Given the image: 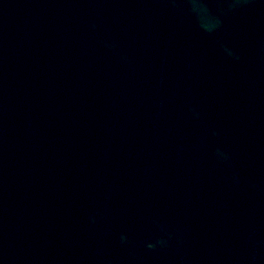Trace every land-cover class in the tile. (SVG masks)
I'll return each mask as SVG.
<instances>
[{
	"label": "water",
	"instance_id": "95a60500",
	"mask_svg": "<svg viewBox=\"0 0 264 264\" xmlns=\"http://www.w3.org/2000/svg\"><path fill=\"white\" fill-rule=\"evenodd\" d=\"M0 264H264V0H0Z\"/></svg>",
	"mask_w": 264,
	"mask_h": 264
}]
</instances>
